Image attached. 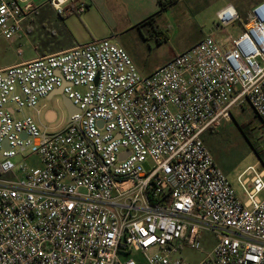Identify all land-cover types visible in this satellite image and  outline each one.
Listing matches in <instances>:
<instances>
[{
  "label": "built area",
  "instance_id": "2783aa9c",
  "mask_svg": "<svg viewBox=\"0 0 264 264\" xmlns=\"http://www.w3.org/2000/svg\"><path fill=\"white\" fill-rule=\"evenodd\" d=\"M48 4L88 10L0 0V35ZM112 40L0 68V264H192L173 256L204 253L206 233L198 264H264V167L238 177L241 201L203 138L245 104L264 128V0L239 37L206 36L149 76ZM61 87L77 112L51 129L33 112Z\"/></svg>",
  "mask_w": 264,
  "mask_h": 264
},
{
  "label": "rangeland",
  "instance_id": "374dc122",
  "mask_svg": "<svg viewBox=\"0 0 264 264\" xmlns=\"http://www.w3.org/2000/svg\"><path fill=\"white\" fill-rule=\"evenodd\" d=\"M32 1L35 6L39 7L47 0ZM262 1L181 0L167 13V16H172L173 18L172 28L169 31L171 40L168 44L162 46L156 45L154 40L146 41L142 38L138 29L128 28L129 30H123V28H119L121 31L118 29L115 34L110 31L107 24L99 23L101 22L99 17L95 19L99 25L96 29L95 39L113 37L112 41L120 47H123V43L128 44L133 49V54L137 57L138 64L142 67H148L161 61L162 58L169 54L172 48L182 49L203 36L212 35L216 39L221 40L227 37H239L244 32L245 25L237 21L221 26L217 11L232 4L236 9L248 13L252 7ZM47 6L50 7L48 10H52L53 6L51 4ZM46 10L38 8L31 16L25 18L21 23L20 33L13 39L6 40L0 35V68L17 65L22 61H29L36 57V50L43 49L54 41L44 26ZM69 18L81 29L78 41L81 42L87 38L88 41L86 43L92 41V36L82 24L81 17L73 15ZM38 109H41V114L38 115L36 111L33 114L36 121L41 125L45 123V112L50 109L57 113V121L49 124V128H60L68 122L69 113L59 95L54 96L50 100H42ZM232 115L233 117L230 121L222 122L221 126L212 132H206L203 138L216 163L227 174L238 198L241 201H245L246 196L238 182V176L250 165H261L258 156L253 150V146L259 147L264 158V128L248 104L240 108L235 107ZM243 124H246L247 128H249L248 137L239 128V125ZM15 162H18V160H15ZM202 240L205 252H211L216 245L214 235L206 233ZM205 252L202 253L185 247L173 257L184 258L192 264H198L204 259Z\"/></svg>",
  "mask_w": 264,
  "mask_h": 264
},
{
  "label": "crops",
  "instance_id": "0c3cea01",
  "mask_svg": "<svg viewBox=\"0 0 264 264\" xmlns=\"http://www.w3.org/2000/svg\"><path fill=\"white\" fill-rule=\"evenodd\" d=\"M180 1L181 0L161 11L159 0H86L88 3V10L79 17H81L82 24L92 36V40H97L95 39L97 33L96 29L99 25L95 19H98L99 17L101 19V22L99 23L107 24L110 31L113 33L117 32L119 28H123V30H129L128 28L138 29L142 35V38H144L146 41L150 42L154 40L156 45L162 46L164 44H168L171 40L169 31L172 28L171 24L173 18L172 16H167V13H169V11ZM41 8L47 9L44 16V26L54 41L47 47L36 50V57L29 61L39 57L65 52L77 45L85 44L88 41V38L82 40L81 42L78 41V39H80L79 31H81V29L78 25L76 26V24L71 21V18H69L71 16L62 18L57 14L54 7H52V10H48L50 7L47 5H44ZM225 8L218 10L217 14H219ZM237 11L240 16V21L244 23L245 20H247L249 12L245 13L238 9ZM156 37L157 39H155ZM204 37L206 36L199 38L195 42L190 43L182 49L172 48L169 54L162 58L161 61L148 67H142L138 64L137 57L133 54V49L128 44L123 43L122 48H124L129 54L139 72L143 76H149L164 64L172 61L178 54L186 51L194 44L202 40ZM29 61H22L18 64ZM47 111L44 114L45 124L47 123L49 125L51 123H55L57 119L54 120V118L57 116V113L51 109Z\"/></svg>",
  "mask_w": 264,
  "mask_h": 264
},
{
  "label": "trees",
  "instance_id": "16d2710c",
  "mask_svg": "<svg viewBox=\"0 0 264 264\" xmlns=\"http://www.w3.org/2000/svg\"><path fill=\"white\" fill-rule=\"evenodd\" d=\"M178 1L179 0H159L161 11L167 9L169 6L173 5L174 3L178 2ZM243 24L245 25L246 22H244ZM239 128L241 129V131L243 132V134L245 136L248 135L249 128H247L246 124L239 125ZM253 150L256 153V155L258 156L261 165L264 167V158L262 157V154H261V151H260L259 147L253 146Z\"/></svg>",
  "mask_w": 264,
  "mask_h": 264
},
{
  "label": "water",
  "instance_id": "95a60500",
  "mask_svg": "<svg viewBox=\"0 0 264 264\" xmlns=\"http://www.w3.org/2000/svg\"><path fill=\"white\" fill-rule=\"evenodd\" d=\"M63 88H59L56 90L54 93H52L47 99L50 100L54 96L59 95L62 98L63 105L67 108L69 116L72 115L73 113L77 112V108L73 105L71 100L67 98L63 93H62Z\"/></svg>",
  "mask_w": 264,
  "mask_h": 264
},
{
  "label": "snow or ice",
  "instance_id": "6c2138e0",
  "mask_svg": "<svg viewBox=\"0 0 264 264\" xmlns=\"http://www.w3.org/2000/svg\"><path fill=\"white\" fill-rule=\"evenodd\" d=\"M0 11H2V9H0Z\"/></svg>",
  "mask_w": 264,
  "mask_h": 264
}]
</instances>
